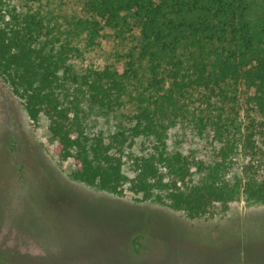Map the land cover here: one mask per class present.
Here are the masks:
<instances>
[{"label": "trees", "instance_id": "1", "mask_svg": "<svg viewBox=\"0 0 264 264\" xmlns=\"http://www.w3.org/2000/svg\"><path fill=\"white\" fill-rule=\"evenodd\" d=\"M85 10L104 27L138 30L140 51L123 71L76 70L70 41L42 37L34 15L5 19L0 2V79L30 120H47L54 155L73 161L72 178L192 219L239 199L264 202V0H85ZM193 91L207 105L216 99L257 116L242 133L223 109L201 111L194 125L207 160L167 144ZM133 98L135 110L112 130L99 127ZM243 152L252 160L239 164Z\"/></svg>", "mask_w": 264, "mask_h": 264}, {"label": "rangeland", "instance_id": "2", "mask_svg": "<svg viewBox=\"0 0 264 264\" xmlns=\"http://www.w3.org/2000/svg\"><path fill=\"white\" fill-rule=\"evenodd\" d=\"M0 2L5 19L11 13L34 15L42 37L70 41L78 49L76 70L123 71L128 56L140 51L136 28L104 27L87 13L85 0ZM203 94L191 92L184 103L188 112L168 133L167 144L207 160L209 147L194 125L203 111L223 109L242 133L257 116L216 99L207 105ZM131 100L99 127L112 130L135 110L138 101ZM47 126L43 116L30 120L0 79V264H264V202L239 199L225 211L192 219L128 193L113 196L72 178L73 161L54 155ZM250 155L243 152L238 163L251 161Z\"/></svg>", "mask_w": 264, "mask_h": 264}]
</instances>
